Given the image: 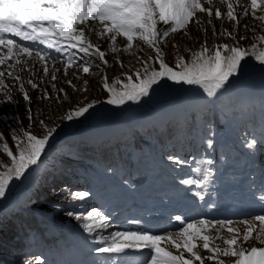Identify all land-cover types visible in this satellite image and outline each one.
I'll use <instances>...</instances> for the list:
<instances>
[{"label": "rangeland", "instance_id": "rangeland-1", "mask_svg": "<svg viewBox=\"0 0 264 264\" xmlns=\"http://www.w3.org/2000/svg\"><path fill=\"white\" fill-rule=\"evenodd\" d=\"M201 2L205 7H211L213 9V15L211 17L205 12L198 11L186 29H180L162 38L163 43L160 47L164 53L165 61L170 66L175 68L176 60L180 57L184 59L185 63L191 64L193 55L202 51L205 46L209 49L208 54H212L217 46H233L237 45V43L238 46L248 50H252L253 46L257 49H264V42L260 40V37L264 36V21L256 18L264 16V8L258 9L256 17H253L251 14V0H239V4H236V0H228V2L234 4V14L239 20V24H237L236 21H230L227 18L226 3H219L218 0H213V3L208 5L204 3V0H201ZM217 7H219L221 12L220 18L215 16V9ZM246 9L249 12L247 16L244 15ZM197 20L200 21L199 24L196 23ZM209 20H211V24L208 23ZM170 28L171 24L164 25L160 23L157 25L160 33ZM102 33L103 25H100L97 21L88 22L87 28L85 29L88 42H91L100 51L105 52V59L108 61V64L105 65L95 55L87 57L86 59L91 60L94 66H99L103 71H97L96 67H92L90 68V72L86 74L79 70L76 64L68 66L66 61L72 53H76L74 57L76 63L83 64L85 62L84 59H81L83 54L79 53L77 49H67L65 50V55L58 58L56 53L52 51H36L34 50L37 49L36 47H32L34 48L32 49L27 44L23 45L32 50L33 55L31 57L23 54L14 55L12 60H8L4 65H0V71L5 73L3 77L4 85L7 86L6 89L0 87V133L3 134L10 148L13 151L15 150V142L12 139L10 127H15L16 125L11 120L5 122L2 119L4 115L18 117V121L22 124V127L17 135L21 138L24 137L25 131L42 136L45 133V129L39 123L41 120L49 128H57L56 133L50 139L46 157H42L43 163L41 166L32 171L31 175H28L26 179L13 182L9 187V191L6 193V198L0 200V237L5 233V227L1 223L4 220H11L14 211L20 210L25 214L29 213L31 216L35 214L41 217L46 214L51 218H53V215L59 216V220L56 219V221L63 224V226L57 225L61 233L66 234L76 231V238L87 235V232L84 231L79 221L66 215L69 211L78 212L79 214L87 212L90 209L88 207L83 209L78 204H76L78 208L72 207L71 205L76 199L74 200L69 196L70 191H87V184H73L65 189L63 187L65 182H60L62 179L67 180L65 173L64 178L61 175L56 176L54 181L49 184V187H47V178L45 182L46 176H52L54 173L59 174V170H64V168L61 169V165L64 162L68 161L71 165L77 163L76 160L78 158L74 154H76V149L82 141L92 140L96 143L103 142L107 139L115 141L118 139L117 137L129 131L134 137V146L145 152L146 148H152L153 150V144L150 139L157 137V132L165 129L171 123L172 130L170 132L172 134L167 137V141L165 140L159 146L163 151L167 153L173 152L172 155H175L174 150L180 153L181 149H185L184 155L188 154V156L192 157L197 153L201 155V150L210 149L211 147L214 153H219L221 150L220 146H218L219 137L217 138L215 136L217 138L215 140L217 145L213 146L211 143V146H209V143H207V139L214 140L212 138L214 137V130L212 124L209 123L211 121L209 119L211 117L210 113H215V115L219 114L221 123L219 124L218 130L220 135L224 136L225 148L229 152L234 151L240 153L241 151H248L252 156V149L249 147L248 142L255 138L257 141L256 149H260L261 153H264V79H262V68L257 62L249 58L246 61L247 70L244 74L233 79L226 90H221L214 97H209L206 92L195 85L162 82V86H156L155 91L144 98L139 104L129 102L122 107H117L115 105H109L106 102L109 98V93L103 86L105 75H107L109 85L115 86L119 90L122 85L116 84L115 82L117 80L126 82L127 75H132L137 70L143 72L144 61H149V58H154L155 51L138 38H134L132 42L133 47L128 48L127 39L122 35L116 37V51H109L112 47V34L102 35ZM241 37H244V39H241ZM13 51L14 53H18L17 49ZM36 52L44 54L46 57L45 60L41 61L35 55ZM6 53L7 49L0 51V58L6 55ZM16 60H19L20 63L17 64ZM121 63L123 67H121ZM153 66L158 68V65ZM45 67L48 68L47 74L44 73ZM65 70L67 71V75H64ZM8 72H11L12 76H9ZM53 75L56 76L55 80L52 79ZM29 80L35 83L37 87L32 88L31 84L27 83ZM68 81L72 83L69 84ZM21 84H23L24 91L30 97V103L24 100V92L20 88ZM53 85L55 88H53ZM85 88L87 89L86 91L82 90ZM9 96L11 97V102L8 100ZM93 100L98 103L93 110H90V114H86L84 118L74 119L71 122L63 118L66 117L69 111L85 106ZM29 108L31 109V120L28 118ZM204 117L208 119V123H205L206 120L203 119ZM188 123L191 126L188 131H185L186 124ZM186 132L189 133L185 134ZM195 136H203L206 138L204 142H201V140L200 142L199 140L192 141L191 139ZM127 137V134H125L118 141L127 139ZM147 139L149 142L147 143V147L144 148L141 145ZM229 145L234 147L233 150H231ZM72 149L74 154L71 153ZM221 161V159L218 160L219 165L216 167L219 175L223 173L221 172L223 171ZM250 163L256 165L253 161ZM4 165L10 166L11 159L0 149V172L6 171ZM71 165H67L69 168L66 170L76 174L77 169ZM183 165H173V167H182ZM191 169L193 170L194 168L192 167ZM83 170L85 172L87 171L84 168ZM104 170L105 168L101 171ZM230 171L234 172L235 169ZM114 173L115 171H113L112 167L108 166L106 172L102 176H98L97 186H108L107 177L114 179L112 178ZM164 176L166 174H163ZM200 176L204 180H209L206 171H203ZM125 178L131 179L129 176ZM120 179H124V177ZM198 181L202 184L200 179ZM135 182L140 184L139 180ZM66 184H68L67 181ZM135 186L136 188L139 187L138 184H135ZM110 187V191L106 192V195L111 197V200H114L116 193L121 188L120 186L117 187L116 182L112 183ZM158 187H163V185L160 182L154 184V188ZM235 187V184L232 182L230 184L226 183L218 190L219 195L212 194L209 197H212L215 201L218 199L217 202L221 208L230 204L237 206L244 201V197L247 199V205L252 204L253 199H257L252 191L246 195L235 192L232 197L226 198L223 194L225 188L229 191V189H234ZM33 197L36 199V206L35 204L33 205ZM142 197L143 194L139 197L143 202ZM48 200H52V204H47ZM207 201L209 200L206 198L195 199L194 206L198 205L199 208L205 207L209 203ZM134 205L137 206V203ZM133 213V209L129 210L128 216ZM209 215L208 213H206V216L199 215L191 222L199 219L210 220L208 219ZM45 218L48 219L47 216ZM211 221L216 226L205 233L210 236V247H218L222 252L223 249L229 247L225 242L234 236H238V244L231 246L234 249L243 248L248 250L252 247H264V243H261L257 239L261 228L259 221L252 222L254 228L253 237L247 242L243 241V235L248 231L247 224L240 222L230 224L229 226L231 228L238 230V233H236L221 228L217 223L220 220ZM67 224L69 226H66ZM70 226H75V228L72 229ZM165 226L166 224L163 227ZM178 232L174 231L171 233L173 234V239H176L175 233ZM169 233L168 231H163L155 234L167 236ZM63 236L66 237L65 235ZM33 238L35 237L30 236L31 240ZM194 243L198 245L194 251H197L201 257L205 258L204 264H219L220 261L223 264H235L236 262L237 258L231 256L224 257L220 253L215 254L214 258L209 260L207 257L213 256L214 254L203 249V241L194 240ZM66 244H69L67 246L73 245L69 241ZM161 247L173 252V254H179L167 240L161 243ZM76 249L79 248L75 245L68 250L70 260L72 253L77 255L78 252ZM180 251L184 250L181 249ZM36 255L39 254L37 253ZM184 256L185 258L193 259V264H200V261L194 260L186 251H184ZM77 257L78 261L82 262V264H90L88 261H83L82 256L77 255ZM33 258L37 259V257ZM52 261L61 264H75L72 263V260L71 262H68V260L60 262L58 259H53Z\"/></svg>", "mask_w": 264, "mask_h": 264}, {"label": "snow or ice", "instance_id": "snow-or-ice-1", "mask_svg": "<svg viewBox=\"0 0 264 264\" xmlns=\"http://www.w3.org/2000/svg\"><path fill=\"white\" fill-rule=\"evenodd\" d=\"M218 2L227 4V18L239 24V20L234 14V4L228 0H218ZM204 3L211 5L213 0H204ZM236 4H239V0H236ZM261 8H264V0H251L253 17H256L257 10ZM198 11L207 13L209 17L213 15V9L205 7L201 0H0V51L7 49L6 55L0 58V65L12 60L14 55L23 54L28 57L33 55L31 49L17 44L13 39V37H18L20 40L46 45L50 49L54 48L56 52L77 49L79 53L83 54L81 59H84L85 62L83 64L76 63L74 59L76 53H72L66 61L68 66L76 64V67L86 74L92 67H96L97 71H103L99 66H94L91 60L86 59L95 55L105 65L108 64L105 52L88 42L85 35L88 22L97 21L103 25L102 35L112 34V47L109 51H116V37L121 35L126 37L128 48L133 47L134 38H138L155 51L154 58L144 61L143 72L137 70L132 75H127L126 82L119 80L115 82L122 85L119 90L115 86L109 85L107 75H105L103 86L109 93V98L106 101L109 105L122 107L129 102L139 104L155 91L156 86H162V82L195 85L206 92L209 97H214L221 90H226L233 79L244 74L247 70L246 61L249 58L261 66L262 79H264V49H257L255 46L252 50H248L238 46V43L233 46L221 45L217 46L212 54H208L209 49L205 46L202 51L193 55L191 64L185 63L182 57L177 58L175 68L165 61L164 53L160 47L163 43L162 38L180 29H186ZM244 15H249L247 9ZM215 16L221 17L219 7L215 9ZM256 18L264 21V16ZM160 23L171 24V28L160 33L157 29V25ZM196 23L199 24L200 21L197 20ZM208 23L211 24V20ZM260 40L264 42V36H261ZM14 49H17L18 53H14ZM35 55L41 61L46 58L40 52H36ZM16 63L18 64L20 61L16 60ZM153 65H158V68ZM121 67H123L122 63ZM44 73H48L47 67H45ZM4 75L5 73L0 71V87L6 89L7 86L3 81ZM8 75L12 76V73L8 72ZM64 75H67L66 70ZM17 79L19 78L17 77ZM52 79L55 80L56 76L53 75ZM27 83L31 84L32 88L37 87L31 80ZM68 83L72 82L68 81ZM20 88L24 92V100L30 103V97L24 91L23 84L20 85ZM53 88H55L54 85ZM82 90L86 91L87 89ZM8 100L11 102L10 96ZM97 103L93 100L85 106L69 111L63 118L70 122L74 119L84 118L86 114H90V110H93ZM28 111V118L31 120V109L29 108ZM2 119L5 122L14 121L16 126L10 127L12 139L15 142L14 151L5 141L3 134L0 133V149L11 159L10 166L4 165L6 171L0 172V200L6 198V193L13 182L26 179L32 171L41 166L42 157H46L50 139L57 131L56 127L49 128L41 120L39 123L45 129L42 136L25 131L24 137L21 138L17 135L22 127L18 117L4 115ZM256 143L257 141L253 138L248 142V145L255 147ZM209 146H211L210 142ZM170 159L177 165L187 163L178 156L170 157ZM201 163L211 164L212 161H201ZM194 171L199 172L200 169L196 168ZM181 182L185 184L201 183L194 179ZM69 196L82 204L90 196V193L70 191ZM200 198L203 199V196ZM260 199L264 200V195ZM66 215L79 221L84 231L97 239V247L93 251L103 259L95 261L94 264H117L121 254H125L129 249L136 251L146 249L148 252L141 257H132L126 261V264H193V259L185 258L184 251L189 253L194 260L200 261V264H204L205 258L194 251L198 247L194 240H202L203 249L214 254L207 257L209 260L213 259L215 254L220 253L224 257L237 258L235 264H264V247H252L248 250L231 247L238 244V236L227 240L225 243L229 247L223 249L222 252L218 247H210V236L205 233L216 226L211 220L199 219L193 223L185 224L181 217L176 216L175 219L185 226L175 233L176 239H173L171 233L162 236L152 233L150 229L139 227V221L129 222L135 225L133 228L125 225L123 230L103 235L102 231L109 228L110 216L102 209L93 208L79 214L69 211ZM254 221L260 222L261 228L257 239L264 243V208L243 221H239L248 225V231L243 235V241L247 242L253 237L252 222ZM235 222L237 221L220 220L217 223L221 228L238 233L237 229L229 226ZM165 240L176 249L178 255L161 247V243ZM181 249L184 251H180ZM24 264H46V261L40 258L29 259L25 260ZM219 264H223V262L220 261Z\"/></svg>", "mask_w": 264, "mask_h": 264}, {"label": "trees", "instance_id": "trees-1", "mask_svg": "<svg viewBox=\"0 0 264 264\" xmlns=\"http://www.w3.org/2000/svg\"><path fill=\"white\" fill-rule=\"evenodd\" d=\"M190 126V124L186 125L188 128L186 131L189 130ZM170 129L171 128H167L165 131L161 130L157 132L160 142H163L167 139V137H169L171 133L168 130ZM133 148L134 147L131 143L122 140L118 142L103 141L98 144L95 143L92 147L88 148H82L79 146L76 151L81 152L83 149L84 154L81 155L82 160L90 166L93 171L103 172L101 170L113 164H116V166L128 165L130 155L133 153ZM160 155L164 157L162 151H160ZM163 164L167 166L172 165L174 164V161L167 159V161ZM64 171L65 169L58 175L57 173L52 174L53 178L47 184V187H49V184L54 181L56 176L61 175L64 178ZM63 181L68 182V179L60 180V182ZM52 217L55 220H59V216L53 215ZM1 224L5 227L4 235L0 237V262L2 264H24L25 260L30 258V254L35 246L48 242L49 236L56 235L57 233L53 226L46 223L39 216H29L18 211H14V215L12 214L11 220H4ZM31 232L36 233V242L28 241V235Z\"/></svg>", "mask_w": 264, "mask_h": 264}, {"label": "bare ground", "instance_id": "bare-ground-1", "mask_svg": "<svg viewBox=\"0 0 264 264\" xmlns=\"http://www.w3.org/2000/svg\"><path fill=\"white\" fill-rule=\"evenodd\" d=\"M254 197V196H253ZM198 202V201H197ZM207 202H209V201H207ZM216 202H217V200H216ZM199 204V203H198ZM250 204V203H249ZM207 206V205H206ZM261 208V207H260ZM257 209V208H256ZM236 213H238L237 212V209L236 210H232V211H230V209H226L225 211H224V213H222L221 215H223V216H225V218H229L230 216H234V214H236ZM209 214V213H208ZM141 252H142V250L140 251H136V250H131V249H129V250H126V253L124 254L125 256H135V257H141L142 255H141Z\"/></svg>", "mask_w": 264, "mask_h": 264}]
</instances>
